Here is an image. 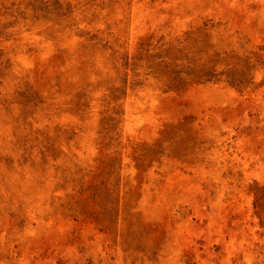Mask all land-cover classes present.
<instances>
[{"label": "rangeland", "instance_id": "1", "mask_svg": "<svg viewBox=\"0 0 264 264\" xmlns=\"http://www.w3.org/2000/svg\"><path fill=\"white\" fill-rule=\"evenodd\" d=\"M0 264H264V0H0Z\"/></svg>", "mask_w": 264, "mask_h": 264}]
</instances>
